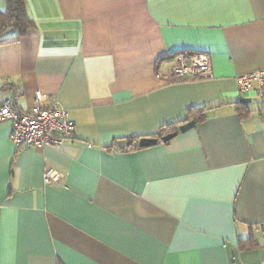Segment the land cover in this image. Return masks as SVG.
<instances>
[{"label": "crops", "instance_id": "crops-1", "mask_svg": "<svg viewBox=\"0 0 264 264\" xmlns=\"http://www.w3.org/2000/svg\"><path fill=\"white\" fill-rule=\"evenodd\" d=\"M25 7L32 26L0 34V103L26 111L40 92L74 128L16 148L0 122V264H264V111L237 80L264 68V0ZM178 51L209 54L211 76H156ZM202 106L191 128L138 146Z\"/></svg>", "mask_w": 264, "mask_h": 264}, {"label": "built area", "instance_id": "built-area-1", "mask_svg": "<svg viewBox=\"0 0 264 264\" xmlns=\"http://www.w3.org/2000/svg\"><path fill=\"white\" fill-rule=\"evenodd\" d=\"M156 76L164 80H191L211 76L210 56L204 52L178 51L162 58L155 68ZM241 94L255 90L259 107L264 111V68L237 76ZM44 95L35 93L33 106L26 111L18 110L10 98L0 103V122L10 123L9 138L16 148L31 146H56L73 133L74 124L68 111L56 103H43ZM91 147V144H87ZM62 175L46 169L43 182L58 184Z\"/></svg>", "mask_w": 264, "mask_h": 264}, {"label": "trees", "instance_id": "trees-1", "mask_svg": "<svg viewBox=\"0 0 264 264\" xmlns=\"http://www.w3.org/2000/svg\"><path fill=\"white\" fill-rule=\"evenodd\" d=\"M6 10L0 13V34L7 28H13L18 33L24 34L28 28L32 26V20L28 16L25 7V0H5ZM205 107L192 108L190 112L195 114L192 116L196 121L201 120L204 117L203 109ZM190 118L188 115L187 119ZM178 123L172 122L161 126L157 138H161L163 135L176 131Z\"/></svg>", "mask_w": 264, "mask_h": 264}, {"label": "water", "instance_id": "water-1", "mask_svg": "<svg viewBox=\"0 0 264 264\" xmlns=\"http://www.w3.org/2000/svg\"><path fill=\"white\" fill-rule=\"evenodd\" d=\"M247 100L248 99L241 98L240 101H247ZM194 124H195L194 120H189V121H187V122H185L183 124H179L176 131H173V132H170L168 134H165L161 138H157V137H142V138L138 139L137 144L140 147H147V146L154 145V144L158 143L159 141L166 142V141L170 140L172 137H174L177 134V132H184L187 129H189L192 126H194ZM130 144H131V141L130 140H126V139L119 140L117 142V146L121 150L127 148Z\"/></svg>", "mask_w": 264, "mask_h": 264}]
</instances>
